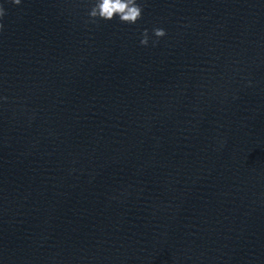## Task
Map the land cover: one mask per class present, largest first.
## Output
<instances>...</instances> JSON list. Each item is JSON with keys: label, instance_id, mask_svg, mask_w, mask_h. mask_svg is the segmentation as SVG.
Listing matches in <instances>:
<instances>
[{"label": "clouds", "instance_id": "9594fccd", "mask_svg": "<svg viewBox=\"0 0 264 264\" xmlns=\"http://www.w3.org/2000/svg\"><path fill=\"white\" fill-rule=\"evenodd\" d=\"M14 5H20L21 0H10ZM142 5L138 3V0H95L94 5L88 12V16L91 23H98L99 20L110 21L117 19L121 23L135 24L142 18ZM6 15V10L2 4H0V31L3 30V18ZM153 34L156 38H161L166 35V31L163 28H154ZM149 43L148 29H145L142 33L140 44L147 46ZM155 43V42H154ZM3 99H7L4 97Z\"/></svg>", "mask_w": 264, "mask_h": 264}]
</instances>
